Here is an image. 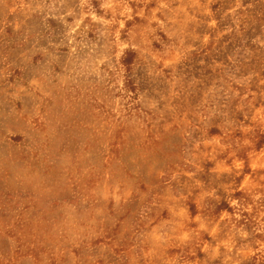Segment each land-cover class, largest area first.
I'll use <instances>...</instances> for the list:
<instances>
[{"label": "rangeland", "instance_id": "374dc122", "mask_svg": "<svg viewBox=\"0 0 264 264\" xmlns=\"http://www.w3.org/2000/svg\"><path fill=\"white\" fill-rule=\"evenodd\" d=\"M235 247L264 263V0H0V264Z\"/></svg>", "mask_w": 264, "mask_h": 264}, {"label": "trees", "instance_id": "16d2710c", "mask_svg": "<svg viewBox=\"0 0 264 264\" xmlns=\"http://www.w3.org/2000/svg\"><path fill=\"white\" fill-rule=\"evenodd\" d=\"M193 206H191L190 211L193 212L194 211ZM227 210V211H232V207L230 205V203H228L225 200H221L219 202H217L215 204V215H219L220 212ZM194 213V212H193ZM258 237V236H256ZM234 239L235 241H237V244H242L245 243L247 239H244L241 235L239 236L238 234H234ZM187 255L189 256V259H198V263L197 264H202V261L204 262V260L206 259L205 254L201 251L198 250V252H196L195 254H189L187 252ZM228 255V250L226 248H222L221 254L217 259H214L213 261L209 262L210 264H257V263H253V262H241L238 263L240 259V257H242L243 255H239L238 254V247H235V249L231 252V255ZM230 257L231 259L229 260L227 257ZM229 260V261H225V260ZM237 261V262H236ZM260 264V263H259ZM264 264V263H262Z\"/></svg>", "mask_w": 264, "mask_h": 264}]
</instances>
